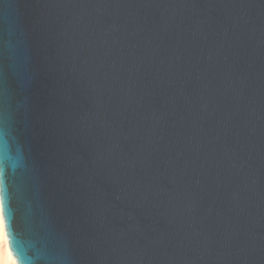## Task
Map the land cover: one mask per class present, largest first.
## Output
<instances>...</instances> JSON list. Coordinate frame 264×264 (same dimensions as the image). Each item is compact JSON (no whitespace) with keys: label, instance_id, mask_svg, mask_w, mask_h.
Wrapping results in <instances>:
<instances>
[{"label":"water","instance_id":"water-1","mask_svg":"<svg viewBox=\"0 0 264 264\" xmlns=\"http://www.w3.org/2000/svg\"><path fill=\"white\" fill-rule=\"evenodd\" d=\"M0 216L17 264H264V0H0Z\"/></svg>","mask_w":264,"mask_h":264},{"label":"bare ground","instance_id":"bare-ground-1","mask_svg":"<svg viewBox=\"0 0 264 264\" xmlns=\"http://www.w3.org/2000/svg\"><path fill=\"white\" fill-rule=\"evenodd\" d=\"M0 264H17L15 257L11 254L7 246V238L0 216Z\"/></svg>","mask_w":264,"mask_h":264}]
</instances>
